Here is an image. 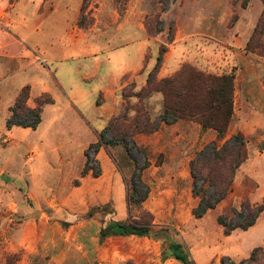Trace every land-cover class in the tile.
Segmentation results:
<instances>
[{
    "label": "rangeland",
    "instance_id": "1",
    "mask_svg": "<svg viewBox=\"0 0 264 264\" xmlns=\"http://www.w3.org/2000/svg\"><path fill=\"white\" fill-rule=\"evenodd\" d=\"M88 5L87 26L82 28L89 40L106 44L113 39L114 45L120 46L131 38L139 40L142 24L146 41L150 42L146 56L152 63L145 65L141 73H147L153 66L158 47L167 40L172 23L175 40L169 45L165 63L172 61L173 65L180 64V68L191 63L216 74L234 72L237 83L235 115L227 139L243 132L248 141L249 158L238 170L233 194L199 219L192 212L198 200L192 195L190 161L197 151L216 140L217 135L214 130H205L189 120H180L175 126L176 122L162 123L164 128L161 126L158 132L135 136L151 161L143 171V178L151 190L143 205H134L130 211L124 181L115 179L118 176L130 180L135 170V164L122 145L109 146L108 150L102 146L96 153L90 148L92 142L88 143L78 175L68 176L61 186L53 183L56 177L45 176L53 184L50 188L59 189L55 191H38L28 196L25 191L8 190L5 183L9 181L13 188L16 182L7 176L8 173L4 174L0 178V264H183L172 257L163 259V251L174 240L185 244L196 264H221L224 256L240 264L257 247L261 249L251 264H264V212L254 226L248 230L236 229L231 235H225L217 220L230 205L240 207L245 198L253 203L264 202V55L246 50L264 11L263 1L173 0L165 11H162L159 0H90ZM157 15L163 20L164 30L152 36L145 22ZM131 28L136 29L135 32ZM177 71L168 73L173 72V75ZM127 77L129 75L123 80ZM15 89L7 81L3 83L0 114L5 113L12 100L15 102L21 91ZM123 89L138 91L140 84L132 80ZM131 102L134 108L139 104L136 98ZM145 106L152 117L158 119L163 110L161 93L149 97ZM78 134L75 145L91 141L92 135L85 129H79ZM4 138L1 137L0 142L6 145ZM133 153L142 165L144 154L136 150ZM173 153L181 154L180 159L173 160L169 156ZM108 160L112 161V168L107 167ZM113 166L119 170V175ZM85 167L88 170L84 172ZM98 170L101 173L95 176ZM21 200L31 206L34 200L37 203L36 224L23 222L21 216H11L12 210L8 206ZM105 203L108 204L102 210L96 208ZM48 204L51 205L50 211L58 210H55L58 218L69 219L63 216L65 211L75 213L77 220L73 226L64 230L54 223L55 217L47 220L43 212L48 210ZM91 210L94 211L92 217L87 214ZM112 211H116L114 216L117 219L151 225L152 236H113L101 243L102 217ZM86 214L87 219L78 220L80 215ZM3 217H12L13 220L3 221ZM226 264L231 263L227 261Z\"/></svg>",
    "mask_w": 264,
    "mask_h": 264
},
{
    "label": "crops",
    "instance_id": "2",
    "mask_svg": "<svg viewBox=\"0 0 264 264\" xmlns=\"http://www.w3.org/2000/svg\"><path fill=\"white\" fill-rule=\"evenodd\" d=\"M82 3L83 0H0V88L6 81L18 92L30 85L28 104L31 107L42 94H50L55 99L54 103L44 106L42 122L36 129L7 127L14 100L0 114V138L4 136L3 141L7 142L6 145L0 142V178L8 173L16 182L12 188L7 181L5 189L25 191L28 196L38 191L59 190L50 188L53 184L45 176L56 177L53 183L61 186L68 176L77 174L83 167L81 162L88 143L96 142L109 121L122 111L125 101L121 89L132 80L140 85L146 82L147 73L141 71L152 60H147L150 42L146 41L142 24L141 40L131 38L120 46H115L113 39L106 44L89 40L78 24ZM167 63L161 68L160 78L180 68V64L173 65L168 60ZM170 70L173 72L168 73ZM126 75L129 77L123 80ZM176 124L179 121L173 126ZM78 128L90 133L91 141L75 145ZM104 153L107 155L106 150ZM169 156L179 160L181 154ZM112 164L108 160L107 167L112 168ZM115 173L119 175V170ZM115 179L123 181L118 176ZM33 202L31 206L24 200L14 201L8 206L11 216H21L23 222L36 224L37 203ZM47 206L48 212H43L47 220L55 217L54 223L64 230L73 226L63 228L57 209L50 211L51 205Z\"/></svg>",
    "mask_w": 264,
    "mask_h": 264
},
{
    "label": "trees",
    "instance_id": "3",
    "mask_svg": "<svg viewBox=\"0 0 264 264\" xmlns=\"http://www.w3.org/2000/svg\"><path fill=\"white\" fill-rule=\"evenodd\" d=\"M89 1L83 0L81 16L78 20L80 27L87 26L85 14ZM172 1L159 0L162 11L168 9V4ZM262 1L264 3V0ZM162 22L159 15L155 18H147L145 25L148 33L152 36L162 33L164 30ZM174 40L175 27L172 23L169 26L167 40L158 47V54L153 66L147 72L145 84L140 85L138 91L123 89L121 96L125 104L122 111L109 121L99 133L98 140L92 143L90 148H93L96 153L102 146L108 150L109 146L122 145L126 149L135 164L131 179L128 180L127 177L123 179L127 208L130 211L134 205L142 206L148 199L151 190L150 185L143 178V171L150 166L151 161L146 155V150L140 147L135 140L137 134H152L161 128L162 123L170 124L180 120L193 121L200 124L205 130H214L217 139L197 151L190 161L192 195L198 200L192 212L195 218L199 219L210 210L217 208L233 194L238 170L249 158L248 141L241 131L227 139L228 130L235 115L237 83L234 72L216 74L198 68L191 63H185L173 75L159 77L165 56L169 51V45ZM246 50L264 55V11L247 42ZM156 92L161 93L163 98V110L158 119H154L145 106V101ZM30 95V85L24 86L10 107L11 114L6 122L8 128L22 126L36 129L42 122L44 106L55 102L50 94H42L36 98L35 106L31 107L28 104ZM133 98L139 101L136 108L131 102ZM134 150L144 154L142 165L134 155ZM87 170L88 167H85L84 172ZM100 173L101 171L98 170L94 174L98 176ZM107 204L98 205L96 208L102 210ZM114 212L116 211L104 213L105 215L102 217L99 231L101 243L113 236H152L151 225L117 219ZM263 212L264 202L253 203L249 198H245L240 207L230 205L218 215L217 220L223 226L225 235H231L236 229L248 230L254 226ZM62 213L63 216L69 218L67 220L60 218L65 228L73 225L77 220L75 213L71 214L69 211ZM87 214L92 217L94 211L91 210ZM87 214L83 217L80 215L78 220L87 219ZM260 249L261 247L255 248L251 256L240 264L253 263ZM170 257L183 264H196L191 252L180 241H171L168 248L163 251V259L166 260ZM227 261L236 264L229 256H224L221 259V264H226Z\"/></svg>",
    "mask_w": 264,
    "mask_h": 264
},
{
    "label": "built area",
    "instance_id": "4",
    "mask_svg": "<svg viewBox=\"0 0 264 264\" xmlns=\"http://www.w3.org/2000/svg\"><path fill=\"white\" fill-rule=\"evenodd\" d=\"M0 85H1V79H0Z\"/></svg>",
    "mask_w": 264,
    "mask_h": 264
}]
</instances>
